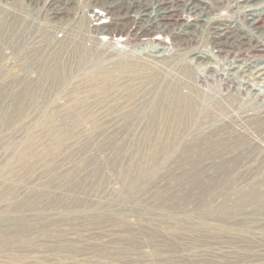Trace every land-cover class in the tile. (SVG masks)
I'll return each instance as SVG.
<instances>
[{
  "label": "rangeland",
  "instance_id": "obj_1",
  "mask_svg": "<svg viewBox=\"0 0 264 264\" xmlns=\"http://www.w3.org/2000/svg\"><path fill=\"white\" fill-rule=\"evenodd\" d=\"M78 1L73 30L102 48L122 51L136 36L146 39L132 50L181 57L114 56V68L87 43L71 56L66 44L45 48L40 27L19 25L27 0L16 11L0 5V264H264V165L254 147L215 132L178 144L165 126L173 72L193 81L221 61L176 49L178 13L143 36L145 25L133 34L123 15ZM26 24L24 39L17 27ZM240 57L264 60V50Z\"/></svg>",
  "mask_w": 264,
  "mask_h": 264
},
{
  "label": "bare ground",
  "instance_id": "obj_2",
  "mask_svg": "<svg viewBox=\"0 0 264 264\" xmlns=\"http://www.w3.org/2000/svg\"><path fill=\"white\" fill-rule=\"evenodd\" d=\"M24 1L17 2L16 5V2L7 0L0 5H7L8 2L14 7L9 9L16 11L17 6L25 5ZM27 1L25 5L27 10L22 15L23 21L21 20L19 25L28 22L29 25L31 23L34 27H40L46 41L44 47L47 49L58 48L56 43L66 44L67 52L72 56L78 48L83 49L87 43L93 46L89 48L88 54L112 57L114 68L116 64L119 66L114 56H138L157 63L164 62L162 60L167 55L174 59L170 61L172 65L181 57V49L177 52L173 50L169 54L159 53L160 50L154 52L147 46L139 51L132 50L131 46L146 39L136 36L125 39L126 46L122 51L102 48L104 42L90 34L84 35L83 32L73 30L74 23L81 13L78 10V0ZM70 2H73L76 8L68 6ZM86 2L91 9L106 5L105 10L109 14L123 15L124 20L135 24L133 34L138 32L139 26L145 25L143 33H140L143 36L151 33L154 25L158 23L157 20H168L178 13L182 21L180 20L172 31V35L176 36L172 38L176 49L182 46L185 53L193 55L192 58L196 57L199 61L211 60L213 52L221 62L217 67L210 66L207 74L195 76L193 81H189L187 74L182 70L173 72L169 82L163 86V91L167 93L166 98L172 102L164 107L165 112L172 113V118L168 119L172 121L165 126L170 127L175 133L178 144L187 138L192 140L204 137L210 132H215L221 140L223 137L228 138V141L238 137L239 140L246 139L244 145L254 147L253 160L258 161L261 166L264 165V60L258 59L254 62L240 57L243 51L264 50V0H86ZM18 9L19 7L17 11ZM38 10L42 12L40 17L36 14ZM224 13L230 16H224ZM59 19L67 24L58 30L50 29ZM28 24L19 26V29L17 27V34L24 39L31 36L27 32ZM101 35L112 38L118 33L101 31ZM122 41L123 38L118 36L116 40L112 39L108 43L121 44ZM67 42H72V45ZM82 42H85L84 45ZM232 46L238 48L231 51ZM85 54L82 52L81 55ZM88 57L92 58L89 55ZM95 65H99V62H95ZM164 66L165 64L162 65ZM252 80H259L258 87ZM236 145L238 147L237 143ZM253 172L251 173L254 174ZM234 177L236 178V175Z\"/></svg>",
  "mask_w": 264,
  "mask_h": 264
}]
</instances>
